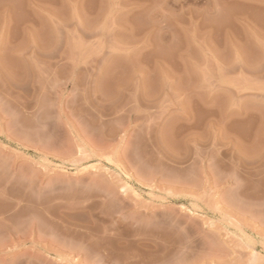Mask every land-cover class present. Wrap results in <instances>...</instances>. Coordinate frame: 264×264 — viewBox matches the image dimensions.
<instances>
[{"label": "rangeland", "instance_id": "1", "mask_svg": "<svg viewBox=\"0 0 264 264\" xmlns=\"http://www.w3.org/2000/svg\"><path fill=\"white\" fill-rule=\"evenodd\" d=\"M0 264H264V0H0Z\"/></svg>", "mask_w": 264, "mask_h": 264}]
</instances>
